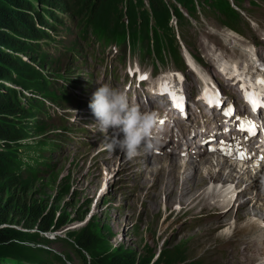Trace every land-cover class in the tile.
<instances>
[{
	"label": "rangeland",
	"instance_id": "1",
	"mask_svg": "<svg viewBox=\"0 0 264 264\" xmlns=\"http://www.w3.org/2000/svg\"><path fill=\"white\" fill-rule=\"evenodd\" d=\"M235 1L237 2V0ZM255 1H257V3L254 5L250 2V0H242V2L241 0H238V3L242 4V12L246 17L245 19L248 21L247 22L243 19L242 22L237 25V27L241 30V34L236 32L233 33L228 31V28L222 27L218 17L211 12H208L206 15H197V19L194 21V28L190 26L183 28V35L185 36V40L187 41L189 48L193 52L197 53V55L199 54L202 56L204 59V64H197L198 74H194L187 68L182 69L186 73L188 80H185V86L187 87V91H189L193 101H195V94H198L197 83L200 76L211 75L216 79H219V73L216 69L218 66L217 60H224L225 62L232 60L236 62L238 60L236 62L237 64L239 62V64H243V61L248 59L247 54H245L246 52L243 54V51L240 50L243 46H248L249 48L251 47L249 49L251 52L258 46L257 49L254 50L256 55L264 57V39L261 38V36L264 37V0ZM41 2L50 4L52 3V0H43ZM37 6L39 11H42L43 6L39 3ZM46 10L48 11L47 15L49 17V20L46 19L48 24L52 19L51 14L52 17L56 16V14L60 15L55 8H51L50 10L45 9V11ZM37 26L39 25L37 24ZM219 33H222L223 35L228 34V41H224ZM71 36L72 35L70 33L66 40L71 39ZM41 43L42 41L40 44ZM13 49L14 50H12V52L15 54L18 53V50H22L26 54L28 51V48L23 47L22 44H18V46ZM45 49L49 50V52H54L55 48L52 44L48 46L46 45ZM211 49L213 50L211 51ZM95 52L97 54V59L95 61H92L91 56L88 54L86 55L85 60L74 64L72 76L77 78V82L74 87L75 89L92 87L93 85L100 86V84L104 83L109 84L112 87L122 88L123 83L126 81V72H128V76H126L127 83L129 85V81L131 80L130 74L133 72L134 68L127 61L130 60L127 53L125 59H122L118 57L119 52L116 53V50H114L113 47H108L105 51H97V46H95ZM24 53L20 54L21 61L23 62L24 60L26 62H31L29 55L26 56ZM133 57L138 60L137 53H135ZM39 58H41V56H39ZM118 59L124 61L121 62ZM136 59L133 61H137ZM258 64L259 62H256V65ZM140 65L145 69H149L151 67L154 73L158 74L171 69H180L176 68L169 59H167L164 65L159 64L157 72H155V69L152 67L149 59L144 61L140 60ZM116 73L119 76V79L114 77ZM3 80L6 85H14L13 83H10L12 81L9 82L4 78L0 79V83ZM199 83L201 84V81H199ZM132 84H134V82H132L131 85ZM131 89H134V87L132 86ZM225 89L231 97L236 99L238 107L242 108L243 104L240 96H238L230 87H225ZM195 103L200 107L199 102ZM60 110L61 108H58V111ZM205 111L206 110L203 109L202 112ZM192 112L194 118L192 119V125L188 126L189 131L191 127L196 130L197 128L195 126H201L202 123H205L204 125L207 131H210L214 126H217L216 128L218 132L221 130L220 128H224L225 124L223 127L219 126L222 121V118H219V115H221L219 111L212 110L211 115L209 114V116H212L210 119L206 115H201V111H199V109L196 111V114H199V116L195 115L193 110ZM240 114L243 116L241 118V122L246 119H250L254 121V124L249 128L244 129H236L235 125H231L232 128L230 132H227L225 135L230 137L238 145H240V143H245V141L250 143V140L253 138L251 137L253 133L264 129V111H261L256 115H251L244 108ZM200 118L203 119V122ZM249 129H252V131L250 132ZM242 138H244L245 141ZM96 146L97 143L93 144V142H86L83 146L84 148H80L77 151H68L66 155L56 160V169L44 178H28L26 179L28 181H23L24 179H21L20 181H12L8 177L1 179L0 190L2 191L1 198L3 203H7L9 198L20 197L22 199L24 196L28 201L32 200L40 204L41 210H43L41 215L46 213L50 215L49 213L54 210H58L60 213V221H69L72 217L82 214V220L70 221L62 226L59 231L56 230L49 233L47 232V235H49L50 238L55 236H51L53 233L63 235L64 232L68 233L76 230L80 231L81 227L84 228L88 225L89 231L91 230L95 234H98L99 236L101 235L100 237L104 238V241H110L111 251H126V253H130V258L135 257L137 259L139 256H143L145 258L149 257L151 261H154L161 252L164 253V255L168 254V257L163 256V261L168 259L171 261L170 264H184L185 262H188V260L195 259L198 256H201L202 258L200 260V264H240L244 255L243 250H241L243 247L242 244L231 245L229 248L225 249L227 242L224 237L221 235L219 238H215V234H220L222 228H218L215 234H213L211 232L212 228L209 230V225L206 223L207 218H198L196 217V214H194V211H197V208H195L194 211L185 212L183 216H180L182 215V209H173V207L177 204H180V206L182 203L188 204L186 203L188 200L190 203L189 206L194 204V202L196 203L207 193L205 192V189H209L212 185L211 180L214 179V182H216L221 179L219 176L221 172L219 174L216 173L218 171V166H216L215 163L214 166L211 165V168H213L210 171L217 174V176H214L213 179L209 178L205 180L203 179V172H196V174L194 173L192 175V181L189 179V175L192 173V170H185L189 173H184L183 168L181 173L174 172L172 170L173 172L171 171L169 173V177H167V172L162 173L161 169L168 162H161L162 164H159L158 162H152L153 160H151L152 164L146 169L148 171L147 172L143 169L144 165L141 163L140 159L133 158L131 160H125L127 159L126 154L120 153L118 150L114 151V153H107L106 155H101V153L98 154L95 164L88 168L92 153L86 154L85 152H92ZM99 147H101V145H99ZM116 158H119L118 161ZM110 160H112L110 166H106V164L104 165V163ZM147 162L149 163V159L146 160V163ZM118 163L121 165H118ZM135 163H138V170L136 171V175L132 176V170ZM226 166V169L229 166L233 169V160L227 159ZM149 169L151 170V173L153 170L154 172L150 174ZM102 170H108L112 173H116L108 186V191L104 194L106 198H104L102 194L96 197L99 187L101 186ZM122 171L129 172L126 174L128 177L123 178L125 174L122 175ZM153 174H159L157 178L158 181L152 180V177L154 176ZM221 176H224V173ZM184 179H186L188 183H186V186H189L187 198L186 196L180 195V191H182L181 188L183 187L182 181ZM199 180L200 182H198ZM222 180L224 181L225 178ZM126 183L127 185H125ZM65 188L67 191L64 193L63 189ZM170 188L171 192L169 190ZM201 191L202 193H200ZM166 192H170L171 194ZM203 193L205 194L203 195ZM89 213L92 215L91 218L88 217ZM186 216L188 219L194 221L191 225L182 223V220H184V217ZM234 216L235 208H231L229 215L226 216L227 218L225 217L222 221H220V223H225L233 219ZM236 216L242 218L243 213L240 214L238 212ZM17 220L18 218H16L10 225L2 224L1 226L12 227L19 230L35 231V228H23ZM208 230L209 232H207ZM235 230L237 231L239 229ZM72 238H74V236H72ZM221 242L225 243V246L222 248L220 247ZM233 243L235 244L237 241H234ZM48 245L54 251H68L66 245L58 240L52 239V241L48 242ZM72 263L81 264L76 257ZM56 264L58 263L56 262Z\"/></svg>",
	"mask_w": 264,
	"mask_h": 264
},
{
	"label": "trees",
	"instance_id": "2",
	"mask_svg": "<svg viewBox=\"0 0 264 264\" xmlns=\"http://www.w3.org/2000/svg\"><path fill=\"white\" fill-rule=\"evenodd\" d=\"M41 1L43 0H0V79L10 80L42 98L50 97L49 99L56 103L63 100V92L60 89L58 93L54 91L58 87H53V82L47 78L45 70L53 74L54 79L63 78L64 75L60 76L46 69L47 57L43 53L42 45L53 41L59 28L66 30H70L71 26L78 28L79 36L84 42L96 41L103 48L114 44L123 49L128 38L131 49L138 51L140 59L150 58L153 51L152 56L161 63L165 58H170L174 64L183 68L184 62L171 19L175 18L179 31L192 24L180 11L179 6L193 19H196L198 12L201 14L211 12L218 17L221 25L229 28H234V24L243 19L241 14L231 7L229 0H52L50 4ZM36 3L43 6L42 11H39ZM51 8L57 9L60 15L52 17L51 14L52 19L48 24L46 22V19L49 20L48 11L45 9ZM88 32L93 35L90 39H87ZM149 32L153 40L152 46L149 43ZM39 41H42V44ZM74 43H77L76 38L70 44L63 43V50L72 58L76 53ZM18 44L28 48L27 54L22 50H18L16 54L12 52ZM21 53L29 55L31 62L24 60L22 62ZM192 55L197 58L196 55ZM154 65L156 66V63ZM67 66L69 68V64ZM26 71L32 73L34 77L27 79ZM42 107L41 99L25 95L0 83V180L8 177L12 181H19L16 172L22 161L19 159L18 147L23 144L16 141L35 131L37 127L35 115ZM63 191L65 193L67 189ZM1 192L0 190V264L7 261L14 264L23 261L32 264L55 262L63 264L75 257L81 264H87L83 249L90 256V264L171 262L168 259L163 261V256L168 257V254L164 255L161 252L154 261L143 256L137 259L130 258V253L126 251L113 252L109 249L107 241L88 230V225L81 227L80 231L68 232L67 236L71 241L56 236L54 240L63 242L68 251L53 252L48 245L52 238L45 233L59 230L70 221L82 220V214L72 217L69 221H60L58 210L49 213L50 215L48 213L41 215L43 210L36 201H28L23 196L22 199L9 198L7 203H3ZM16 218L20 226L26 229L35 228V231L1 226L10 225Z\"/></svg>",
	"mask_w": 264,
	"mask_h": 264
},
{
	"label": "bare ground",
	"instance_id": "3",
	"mask_svg": "<svg viewBox=\"0 0 264 264\" xmlns=\"http://www.w3.org/2000/svg\"><path fill=\"white\" fill-rule=\"evenodd\" d=\"M95 3V2H94ZM231 36V35H230ZM232 37V36H231ZM212 38V37H211ZM233 38V37H232ZM41 39V38H40ZM234 39V38H233ZM232 39V40H233ZM213 40V39H211ZM222 40V39H221ZM231 40V39H230ZM235 40V39H234ZM228 41V40H227ZM212 43V42H211ZM224 45V44H223ZM207 46V45H206ZM258 47V46H257ZM257 47L255 49H257ZM251 48V47H250ZM248 46H243L242 48V51L243 53L246 52L245 54H247L248 56V59H245L247 61V64H249L251 67L253 66V61L249 58V54H250V49ZM214 49V48H213ZM211 49V51L213 50ZM220 49V47H219ZM227 49V48H226ZM253 49V50H255ZM223 50V49H222ZM260 50V49H259ZM210 51V50H209ZM210 51V52H211ZM228 51V50H227ZM241 51V52H242ZM262 51V50H261ZM229 52V51H228ZM231 52V51H230ZM233 52V51H232ZM239 52V51H238ZM213 53V52H212ZM216 53V52H215ZM225 54V53H224ZM227 54V52H226ZM234 54V52H233ZM231 54V55H233ZM241 54V53H240ZM230 55V56H231ZM242 55V54H241ZM245 56V55H243ZM246 56V57H247ZM225 57V55H224ZM233 57V56H232ZM226 58V57H225ZM244 58V57H243ZM231 59V58H230ZM13 60V59H12ZM240 60V59H239ZM190 61V65L192 66V68L197 71V66L195 64V62H192V57H190L189 59ZM224 60H217V64L221 66L222 69H224L225 67L228 68V71H226L225 73H234V76H237L239 78V81L244 83L245 82H252V83H255L259 88H263L264 89V85L262 84H258L257 81L258 79H262L264 78V72H261V75L258 76V78L256 80H253V78L250 76V74L247 76V73H245V70H240V68L233 64L232 66L230 65H227L225 64V62H222ZM234 61V60H232ZM238 61V60H237ZM236 61V62H237ZM241 61V60H240ZM243 61V60H242ZM222 62V63H221ZM240 63V62H239ZM238 63V64H239ZM239 65H242V64H239ZM256 71H258V69L256 68ZM25 75L27 76L26 78L27 79H31L34 77V75L30 72H25ZM164 76L166 77H171L172 78V72H166L164 74ZM165 78V77H163ZM50 98V97H49ZM201 107V110L199 109V111H201V114H202V109L205 108V106L203 104L200 105ZM207 116V114H206ZM209 117V116H208ZM209 122V121H208ZM205 124V123H204ZM208 125V124H207ZM207 127V126H206ZM213 127V126H212ZM217 127V126H216ZM216 140V138H215ZM213 140V141H215ZM239 140V139H238ZM211 139L208 141V143H210ZM185 145L184 149L181 151L180 150V145L181 143L178 142L175 146V149L174 148H171L169 151H164L162 154H158L156 156L155 159H152L153 161L152 162H158L159 164L161 162H165L167 163L166 165H162L163 168L161 169L162 170V173L163 172H167V177H169V173L173 170L174 172H180L181 173V170L182 168L184 169V173L186 172L185 170H192V173L189 175V179L190 181H192V175L196 172L199 173V172H203L204 173V177L203 179H211L213 178L214 176H217V174H214L212 173L210 170L213 168H211V165H210V160H211V157H207L206 154L203 153V150H200L199 147V143L198 141L194 138V134L190 135V131L185 135L184 137V142H183ZM192 149H190V146H192ZM223 147L221 149L222 153H227L229 150V147H231V149L237 153H240L242 152L245 147H246V144L245 143H240V145H238L236 142H234L230 137H228L226 139V141L223 142ZM7 146V145H6ZM119 151V150H118ZM181 152H184L185 154H188L189 155V158L186 160H181L179 159L178 160V156ZM120 156V155H119ZM118 156V157H119ZM168 156V157H167ZM109 157V156H108ZM122 157V156H121ZM126 158V157H125ZM117 159V158H116ZM119 159V158H118ZM117 159V161H118ZM147 160V159H146ZM134 161V160H133ZM135 162V161H134ZM112 163V160L104 163V165L106 164V166H110V164ZM128 163V162H127ZM148 163V162H147ZM197 163V164H195ZM216 163L217 165H222L223 164V161H221L220 158H217L216 159ZM162 164V163H161ZM121 165V164H120ZM128 165V164H127ZM201 165V166H200ZM130 166V165H129ZM214 166V165H212ZM232 166V165H231ZM158 167V166H157ZM230 167V166H229ZM81 168V167H80ZM106 168V167H104ZM130 168V167H129ZM149 168V167H148ZM120 169V167H119ZM152 169V168H151ZM150 170V169H149ZM160 170V169H159ZM126 171V170H125ZM147 171V170H146ZM172 171V172H173ZM187 171V172H188ZM144 172V171H143ZM148 172V171H147ZM154 172V170L152 171V173ZM157 172V170H156ZM161 172V171H160ZM186 172V173H187ZM128 173V172H127ZM151 173V170H150V174ZM189 173V172H188ZM217 173V172H216ZM224 173L221 172L219 174L221 180L223 179L222 177L224 176H221L222 174ZM141 174V173H140ZM148 174V173H147ZM154 175V174H153ZM172 175V173H171ZM177 175V174H175ZM198 175V174H197ZM148 176V175H147ZM159 174L158 175H154L152 177V180H157ZM178 176V175H177ZM183 176V175H182ZM196 176V175H195ZM202 176V175H201ZM84 177V176H83ZM145 177V176H144ZM197 177V176H196ZM151 178V177H150ZM172 178V177H171ZM174 178V177H173ZM180 178V177H179ZM188 178V177H187ZM102 179V178H101ZM175 179V178H174ZM178 179V178H177ZM183 179V178H182ZM227 178L225 177V180ZM151 180V179H149ZM164 180V179H163ZM181 180V179H180ZM214 180V179H213ZM145 181V179H144ZM158 181V180H157ZM173 181V180H172ZM202 181V180H201ZM168 182V181H167ZM200 182V180L198 181ZM161 183V182H160ZM186 183H187V180L184 179L182 181V184H183V187L181 188L182 191H180V195L181 196H186V198L188 197V187L186 186ZM158 184V183H157ZM169 184V183H168ZM174 184V183H173ZM177 184V183H176ZM181 184V182H180ZM188 184V183H187ZM179 185V184H178ZM90 186V185H89ZM148 187V186H147ZM197 188V187H196ZM204 188V187H203ZM150 189V188H149ZM156 189V188H155ZM178 189V188H177ZM192 189V188H191ZM224 189H227V188H224ZM88 190V189H87ZM146 190V189H145ZM170 192H171V188L169 189ZM207 190V191H206ZM153 191V190H152ZM120 192V191H119ZM146 192V191H145ZM170 192H166V193H169L171 194ZM197 192V191H196ZM204 192V191H203ZM205 192H212L211 190L209 189H205ZM155 193V192H154ZM199 193V192H198ZM202 193V191L200 192ZM213 193V192H212ZM145 194V193H144ZM156 194V193H155ZM205 193H203L204 195ZM179 195V196H180ZM134 196V195H133ZM139 196V195H138ZM156 196V195H155ZM129 197V195H128ZM193 197V196H192ZM217 197V201H215L214 203H212L211 205H206L205 208L206 210H208L211 214V218H210V223H208L209 225V230L214 227V226H222V230L220 232V235L226 233V235L228 236H231L233 235L234 233L236 232H239L240 234H243V236L247 235L246 237H243L244 239V246H243V252H244V255H243V260L240 262V264H252L253 263V260H256L260 257H263L262 259V263L261 264H264V225L263 223L261 222V220L259 219H255V220H251V217L247 218L246 220L242 221L239 228V230H235V228L237 227L236 224H235V221H234V218L225 222V223H220V221H222L227 215H229L230 213V209L232 206H226L224 205V201L227 200L226 197L230 198L229 197V194H223V196H219V195H216ZM132 198V197H131ZM162 198V197H161ZM164 198V197H163ZM166 198V197H165ZM191 198V197H190ZM178 199V198H177ZM180 199V198H179ZM113 200V199H112ZM186 200V199H185ZM229 200V199H228ZM131 201V200H130ZM137 201V200H136ZM141 201V200H140ZM194 201V200H193ZM197 201V200H196ZM142 203V202H141ZM158 203V202H157ZM188 204H183L182 203V206L184 207H187L189 206V200L188 202H186ZM192 203V202H191ZM195 203V202H194ZM197 203H203V204H206L207 201H205V197L203 196L202 199H200L199 201H197ZM159 204V203H158ZM141 205V204H140ZM180 205V204H179ZM193 205V204H191ZM170 207V206H169ZM246 206H243L242 203H240V205L238 206L237 210H236V213H235V216L236 214H238V212L241 211V208H244ZM142 208L144 209V207L142 206ZM233 208V207H232ZM250 208L252 210H264V204L262 206H255V205H251ZM172 210V209H171ZM130 211V210H129ZM132 211V210H131ZM157 211V210H156ZM128 212V211H127ZM138 212V211H137ZM125 213V212H124ZM146 213V212H145ZM151 214V213H150ZM153 214V213H152ZM169 214V213H168ZM178 215V214H177ZM138 216V215H137ZM167 217V216H166ZM241 217V216H240ZM227 218V217H226ZM112 219V218H111ZM166 219V218H165ZM264 219H262L263 221ZM66 221V220H65ZM138 221V220H137ZM196 221V220H195ZM136 222V221H135ZM172 222V221H171ZM201 222V221H200ZM142 223V222H141ZM170 223V222H169ZM234 225V228L233 230H231V226ZM166 227V226H165ZM184 227V226H183ZM189 227V226H188ZM194 227V226H193ZM52 228V227H51ZM167 228V227H166ZM163 229V228H162ZM225 229H227L228 231L226 232ZM180 230V229H179ZM182 230V229H181ZM168 231V230H167ZM175 231V230H174ZM186 231V230H185ZM161 233V232H160ZM171 233V232H170ZM174 234V233H173ZM101 236V235H100ZM167 236V235H166ZM103 237V236H102ZM100 240V239H99ZM225 246V243L224 242H221L220 244V247H224ZM167 250V249H166ZM171 252V251H170ZM259 264V263H258Z\"/></svg>",
	"mask_w": 264,
	"mask_h": 264
},
{
	"label": "clouds",
	"instance_id": "4",
	"mask_svg": "<svg viewBox=\"0 0 264 264\" xmlns=\"http://www.w3.org/2000/svg\"><path fill=\"white\" fill-rule=\"evenodd\" d=\"M89 108L98 121L99 130L105 134L112 129L111 139L105 145L108 151L119 150L131 160L140 155L143 147L146 153L155 151L160 143L159 119L155 113L142 112L131 105L123 91L109 84H100L93 94ZM264 183V176L261 177Z\"/></svg>",
	"mask_w": 264,
	"mask_h": 264
},
{
	"label": "snow or ice",
	"instance_id": "5",
	"mask_svg": "<svg viewBox=\"0 0 264 264\" xmlns=\"http://www.w3.org/2000/svg\"><path fill=\"white\" fill-rule=\"evenodd\" d=\"M139 79L144 80V79H147V77L141 76V77H139ZM176 79L178 81L180 78L177 76ZM257 83L264 85V78L258 79ZM169 87H171V86L167 85V82H162L161 94H164V92ZM261 94H264V93L249 94V92H245V99H246V101H248L251 104L253 111H255L258 107H264V101H261L259 98ZM205 95L207 96V89L205 90ZM171 98L173 100V106L176 108H181V103L179 101L182 100V97H177L176 95H173ZM182 114H183V112H182ZM161 123H163V121H161ZM249 131L251 132L252 129H249ZM210 150H212V149H210ZM227 154L231 155V152H228ZM225 231L227 232L228 230L225 229Z\"/></svg>",
	"mask_w": 264,
	"mask_h": 264
}]
</instances>
